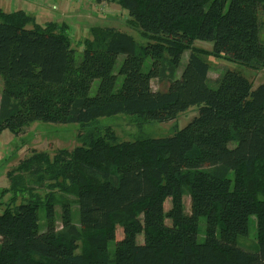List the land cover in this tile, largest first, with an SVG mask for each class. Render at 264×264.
<instances>
[{"label":"trees","instance_id":"obj_1","mask_svg":"<svg viewBox=\"0 0 264 264\" xmlns=\"http://www.w3.org/2000/svg\"><path fill=\"white\" fill-rule=\"evenodd\" d=\"M94 1L128 10V27L147 42L94 26L78 62L67 26L0 8V131L19 135L34 121L85 125L122 112L138 123L167 122L194 105L200 113L171 136L119 141L112 128L95 127L81 130L73 149L53 157L34 150L22 159L2 191L13 197L0 211V264H264V83L254 88L234 70L213 80L204 59L264 69V0ZM154 78L167 87L154 89ZM40 187L49 191L45 199L35 192ZM56 190L74 191L78 221L65 202L58 225ZM252 216L254 250L240 244Z\"/></svg>","mask_w":264,"mask_h":264},{"label":"rangeland","instance_id":"obj_2","mask_svg":"<svg viewBox=\"0 0 264 264\" xmlns=\"http://www.w3.org/2000/svg\"><path fill=\"white\" fill-rule=\"evenodd\" d=\"M70 2H77L78 0H69ZM59 0H50V10L56 13L58 10L54 9V5H58ZM117 5V4H116ZM93 11L98 15V18L94 19L95 25L110 26L119 29L120 31L129 33L139 43L145 44L147 40L138 32L127 25V20L130 15L128 10L121 7V5H111L109 2L106 4L92 5ZM71 40L72 46L76 52V58L79 61L83 59L84 53V42L85 38L91 36L90 33L80 32L76 29L67 30ZM264 40V36L262 35ZM195 45L205 49H212V41L197 40ZM190 56V50H186L181 59L180 67L178 69V77L181 76L184 68L188 63ZM125 59V54L121 53L118 56L117 64L115 67V73L118 74L119 69ZM204 59L210 64V76L214 80L220 74L226 70H234L242 75L246 76L253 82L254 88L264 83V69H253L242 63L226 59L224 57L214 56L207 54ZM150 60H147V67H149ZM124 77L120 76L118 84L123 82ZM100 80L96 79L92 85L90 94L94 95L97 92ZM215 85V83H212ZM154 89H164L167 87L165 82H161L159 79L154 78L152 80ZM3 89V78L0 76V100ZM200 113V106L194 105L188 110L182 112L176 119L167 122H136V116L122 112L115 115L102 116L98 119L92 120L88 124L83 123H53V122H42L34 121L25 128L21 134H16L10 129H4L0 131V211H2L6 204L12 199L13 193L11 191H2L5 188H9L10 180L8 178V171L14 169L19 162L32 155L34 150L46 151L53 157L60 149L67 148L73 149L75 146L81 144V139L78 134L91 130L95 127H110L114 130L119 141H135L137 139L146 138H162L174 135L179 129L184 128L188 125L196 116ZM26 183H29L28 177H25ZM35 191L43 199L49 192L44 187L36 188ZM29 194H19L17 197V203L22 202L28 197ZM55 196V209L58 218V225H61L60 216L62 213L63 203L69 202L72 206L73 218L78 221L80 217L79 204L76 202V196L74 191L66 192L56 190ZM184 204L186 206V212L191 211V197L189 195L184 196ZM166 208L170 207V199L165 203ZM41 226L44 229L46 224V204L43 202L40 207ZM206 218L203 217L200 222L201 232L199 239H204V227ZM249 234L241 237L240 244L245 246L247 249L254 250L257 246V221L254 216L250 218L249 222ZM123 237V227L118 226L117 238ZM138 241L144 242V234L138 236Z\"/></svg>","mask_w":264,"mask_h":264},{"label":"crops","instance_id":"obj_3","mask_svg":"<svg viewBox=\"0 0 264 264\" xmlns=\"http://www.w3.org/2000/svg\"><path fill=\"white\" fill-rule=\"evenodd\" d=\"M49 2L50 0H0V8L6 12L23 10L33 15L36 22L41 25H45L48 22H56L58 24H64L68 29H76L80 32L87 31L88 33H90L92 27L99 26L95 25L93 21L98 18V15L93 11L94 8L92 5L97 4L94 0H78L77 2L59 0L58 5H54L53 7L58 10L56 13L50 10ZM104 3L106 4L108 2ZM109 3L116 7L119 5L116 2Z\"/></svg>","mask_w":264,"mask_h":264},{"label":"built area","instance_id":"obj_4","mask_svg":"<svg viewBox=\"0 0 264 264\" xmlns=\"http://www.w3.org/2000/svg\"><path fill=\"white\" fill-rule=\"evenodd\" d=\"M100 4H105V3L103 2V3H100Z\"/></svg>","mask_w":264,"mask_h":264}]
</instances>
